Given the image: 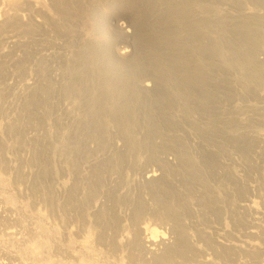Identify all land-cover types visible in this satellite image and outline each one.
Segmentation results:
<instances>
[{"label": "rangeland", "instance_id": "obj_1", "mask_svg": "<svg viewBox=\"0 0 264 264\" xmlns=\"http://www.w3.org/2000/svg\"><path fill=\"white\" fill-rule=\"evenodd\" d=\"M23 1L24 5L20 3L7 7L5 6L6 3L0 0V55L3 56L2 58L0 56V79L3 80V82L0 80V262L8 264H15L16 261H18L16 264H264V0ZM163 1L167 3L165 4ZM160 3L162 4L160 5ZM151 7L156 9H151ZM159 7L164 10H160ZM144 11L145 13H143ZM153 11L157 12L154 13ZM167 13L168 15H166ZM129 19H133L134 23H137V29L141 30L140 33L142 32L141 35L139 34V38L136 37L138 33L135 35L136 48H139L134 53L136 56L132 52L120 53L122 49H119L122 46L129 47L131 44L132 33H126V28L123 27ZM161 23H164L163 28ZM145 24L149 25L150 29L146 28L147 25ZM164 25L168 28L165 27V29ZM121 30L124 33H120ZM183 31L190 32L191 36L189 37L187 33L183 34ZM231 32L232 35L230 36ZM167 34L170 39L169 36H165ZM173 35L174 37H172ZM177 35H180L181 38L177 39ZM245 35L249 40L248 38L245 39ZM201 37L205 38L202 40ZM173 39L175 42H171ZM182 39L186 40V43ZM8 40L9 42H7ZM137 40L147 44H138ZM168 40L170 41L168 42ZM179 40L183 46L189 45L183 47ZM236 41L237 43L240 41L239 45L235 43ZM161 42L164 44H160ZM226 42L229 43V46ZM61 43L62 45H59ZM86 46L90 49L88 53H92L91 55L87 54L88 58L92 59L87 58L88 63L83 58L86 54L84 53L85 50L88 49ZM175 46H178L177 49ZM191 46L194 48L192 47V49ZM226 47H230L228 48L230 49L229 52H227ZM80 49L83 53L79 51ZM99 49L101 50L99 51ZM67 50L68 52H66ZM71 50L73 51L72 58L76 57L77 61L82 58L83 63L80 61V64H86V69L91 70L90 72L94 71V76L98 75V79L102 81L100 90L102 97L98 101L96 100L97 102H94L93 98L90 99L82 90L83 88L81 91L79 89L80 92L77 91V88H75L77 90L74 89L76 93L78 92L76 96L81 97L82 101L87 100L85 102L90 103L88 115L93 113L91 116L94 119V122L90 123V128L97 130L90 133H96L99 137L97 147L90 145L89 142L85 144L87 137H81L79 129L84 127L85 122L80 113L74 112L73 115L70 110L65 111L66 113L62 110L58 111V106L54 105L56 101L54 103V100L52 102L50 101L52 99H48L51 94L49 91L54 86V72L58 68L56 63L60 61L64 65L67 64L68 61L65 63L64 56ZM107 51H112V53L108 54L110 52ZM146 51L149 58L144 55ZM174 51H178L177 54ZM181 51L187 54L181 53ZM243 51L248 55L244 54ZM154 52L156 55L153 54ZM208 53H212V57ZM172 54L173 57H170ZM162 55L164 58H160L163 57ZM52 56L54 58H49ZM154 56L159 61L155 60ZM240 56L244 58L242 57V59ZM97 57L103 59H99L100 62H98ZM207 58L209 62L211 61L210 63ZM53 60L57 62L55 63ZM146 60L150 62L145 63ZM198 60L201 65H199ZM92 61L93 65L90 63ZM134 62L140 64L135 63L134 65ZM151 62H153L152 65ZM89 64L93 68L96 66V69H91ZM154 64H157L156 68ZM181 64L185 65V69L182 66L183 70L179 68ZM100 66L102 68H99ZM212 67L213 69H211ZM167 68L171 71L169 72ZM99 69H101L99 72L96 71ZM126 69L127 72H125ZM132 69L135 71L136 69L140 71L143 69L141 72L145 73L146 71L150 76L155 75L152 79L160 80L159 82H164L168 86H172L175 82L186 84V88L181 85L179 92L174 91L177 92L176 94L164 86L171 96L174 94L173 96L177 99H181L180 104L175 106L176 109L179 108L174 110L176 114L174 111L165 112L160 117L161 119L159 117L151 118L148 122V118L138 117L137 119L135 112L133 113L134 105H139L136 98L130 99L126 104L127 106L124 102L120 106V101L118 103L110 97L112 87L119 79L123 82L127 80L126 84L128 85L129 82L131 83L132 80L139 77ZM102 70L104 73H101ZM130 70L136 75L131 73L132 76H130ZM9 71L15 73L11 72V74L13 73L11 75ZM159 72L161 73L158 78L164 76L162 79L156 78L158 76L156 74ZM191 72L193 73L191 74ZM202 72L205 75H201ZM36 74L38 78L40 77L36 84L37 88L29 90L30 92L25 90L26 79L28 82L30 76ZM104 74L105 79L109 80L110 78L112 81H108V83L106 79L105 82L107 83L105 84ZM182 74L183 76L179 78ZM81 75H84L82 77L85 78V74L81 72ZM116 75H118V80L115 79ZM168 77L173 79L169 81ZM211 80L212 82L214 80L213 84H211ZM187 81H189L188 84ZM171 82L173 83L171 84ZM104 84L111 87V90L106 88ZM126 87L129 89V86ZM195 87L196 89H194ZM105 89L106 92H104ZM189 91L190 93H187ZM192 91L194 92L192 93ZM30 93L31 95H29ZM198 93L200 99L203 98L205 102L199 99ZM181 95L182 98H180ZM195 96L197 97L195 98ZM183 97H187L188 99H184L194 103V106L190 105V108ZM210 97H213L214 101ZM39 103L40 105H38ZM93 103L96 104L94 106L95 112L94 108H91ZM181 105L182 107H180ZM195 108L196 110H193ZM212 108L215 113L212 112ZM189 109L192 110L189 111ZM187 110L188 113H186ZM103 111L104 113H102ZM113 113H119V115L115 114L114 116ZM72 116L84 123H78L77 119L76 121L72 120ZM201 116H203L202 119H200ZM61 118L63 121L60 120ZM141 120L146 123H142ZM155 120L158 121L153 122ZM71 121L73 122L72 126L68 125ZM117 122L119 123L117 124ZM199 123H201L200 126H203L196 127ZM203 123L208 124V126ZM190 125L195 129L192 130L193 127ZM141 126L148 130L149 136L147 135L146 145L154 144L153 146L162 147L163 154L158 157H162L166 161L165 164L167 162L178 163L180 155L187 156L184 159H186L188 169L185 171V178L181 180L182 183L184 181L180 185L181 187L169 183L172 179V171L175 173V168H166L164 176L167 175L168 178L163 177V181H167L164 185L161 186L158 181H153L144 188L143 185L137 186L139 188L136 185H131L129 180H125L123 174L119 178L112 174L116 171L112 161L117 156L108 152L109 141L105 137L106 131L111 128L112 133L120 132L117 135L118 138H113L114 146L118 143V145H123L122 139L125 135L127 136L125 140L129 144L127 143L125 149L132 153L131 160L133 163L135 162L134 164L150 161V163L154 162L152 164L157 163L159 158L145 157L147 155L142 149L145 140L137 137L141 135L132 134V131L141 128ZM209 127L210 129H208ZM197 128H201L200 131L204 130L203 132L206 134L204 139L207 142L210 141L211 144L216 145L214 152L217 151L219 154H215L217 155L215 158H218V163L215 166L221 163L220 170L221 172L223 170V181L215 180L213 182V178L210 177L211 171L217 172L218 168H206L207 165L202 164L197 157L198 151L195 152L194 148L190 146L192 140L195 139L194 134L196 135ZM212 132L214 134H211ZM188 134L190 135L188 136ZM207 135H210V138ZM160 139L165 140L160 141ZM165 141L166 143H164ZM195 141L197 140L195 139ZM170 144L172 145L170 146ZM130 145L141 146V150L137 151ZM254 146H257L259 150ZM233 148H237V153L234 152ZM100 150L102 151L100 152ZM133 150L137 154L133 153ZM175 150L177 153L174 152ZM196 153L197 155H195ZM190 156L192 159L188 160ZM231 158L236 160L233 161ZM212 165L213 163L209 164V166ZM256 182L258 183L255 185ZM257 185L260 190L257 189L256 191ZM10 230H15V233H8ZM151 230L158 236L169 237L167 241L170 242L167 249H162V253L155 254L154 257L143 254L141 245L136 242L139 241L137 240L138 237L143 236L145 231ZM126 240L131 242L128 249L119 248L120 242ZM7 257L10 259L7 260Z\"/></svg>", "mask_w": 264, "mask_h": 264}, {"label": "bare ground", "instance_id": "obj_2", "mask_svg": "<svg viewBox=\"0 0 264 264\" xmlns=\"http://www.w3.org/2000/svg\"><path fill=\"white\" fill-rule=\"evenodd\" d=\"M2 1H4L6 4H5V6H7V7H11V6H14V5H18V4H22V5H24V3H22V2H24L23 0H2ZM135 1V0H134ZM160 1V0H159ZM3 2V3H4ZM52 2H53V0H52ZM136 2V1H135ZM148 2V1H147ZM151 3V2H150ZM155 3V2H154ZM163 3H167L166 1L164 2L163 1ZM148 4V3H147ZM162 3H160V5H161ZM144 5V4H143ZM149 5V4H148ZM152 5V4H151ZM154 5V4H153ZM152 5V6H153ZM150 6V5H149ZM156 6V5H155ZM164 6V5H163ZM166 6H168V5H166ZM141 7V6H140ZM145 7H146V4H145ZM169 7V6H168ZM155 8V7H154ZM154 8H152L151 7V9H154ZM139 9H141V8H139ZM146 9V8H145ZM156 9V8H155ZM159 9L161 10L162 8H160L159 7ZM164 9H162V11H163ZM166 10V9H165ZM169 10V9H168ZM137 11H139V10H137ZM162 11H160V12H162ZM146 12H148V11H146ZM154 12V11H153ZM155 12H157V11H155ZM154 12V13H155ZM165 12V11H164ZM164 12H163V14H164ZM133 13H136V12H134L133 11ZM140 14L142 13V12H139ZM143 13H145V11L143 12ZM152 13V12H151ZM133 15V14H132ZM135 15V14H134ZM151 15V14H150ZM166 15H168V13L166 14ZM28 16H30V15H28ZM152 16V15H151ZM161 16H162V14H161ZM164 16H165V14H164ZM141 17V16H140ZM155 17V16H154ZM153 17V18H154ZM157 17V16H156ZM166 17V16H165ZM46 18V17H45ZM131 18V17H130ZM150 18V17H149ZM141 19H143L142 17H141ZM147 19V18H146ZM145 19V20H146ZM158 19V18H157ZM156 19V20H157ZM160 19V18H159ZM164 19H166V18H164ZM172 19H173V17H172ZM171 19V20H172ZM148 20V19H147ZM142 21V20H141ZM143 21H144V19H143ZM149 21V20H148ZM152 21H154V19H152ZM160 21V20H159ZM163 21V20H162ZM167 22H168V19L166 20ZM173 21V20H172ZM172 21H171V23H172ZM127 23H125L124 24V28H126L125 29V32L126 33H128V32H131L132 33V36H131V44L129 45V47L127 46V47H124V46H122V47H120L119 49H122V51H120V53H123V52H132V54H134L137 50H139V48L137 49L136 48V42H135V38L136 37H138L139 38V34L141 35V33H140V31H139V29H137V26H136V24L134 23V21H133V19H129L128 21H126ZM139 22V21H138ZM149 22H151V20L149 21ZM161 22V21H160ZM166 22V23H167ZM169 22H170V20H169ZM174 22H175V20H174ZM173 22V23H174ZM177 22V21H176ZM140 23V22H139ZM146 23V22H145ZM153 23H155V22H153ZM142 24V23H141ZM141 24H140V26H141ZM150 24V23H149ZM164 24V23H163ZM162 23H161V27H162V25H163ZM169 24V23H168ZM167 24V25H168ZM181 24H183V23H181ZM185 24H187V23H185ZM184 24V25H185ZM145 25H147V24H145ZM150 25H152V23L150 24ZM170 25V24H169ZM149 25H147V27L146 28H149L148 27ZM154 26V25H153ZM153 26H151V27H153ZM156 26V25H155ZM173 26V25H172ZM172 26H169V27H172ZM166 26L164 25V28H165ZM184 27V26H183ZM182 27V28H183ZM145 28V29H146ZM154 28V27H153ZM159 28H160V26H159ZM159 28H157V29H159ZM163 28V27H162ZM166 28H168V27H166ZM165 28V29H166ZM144 29V30H145ZM150 29V28H149ZM177 29V28H176ZM179 29V28H178ZM184 29V28H183ZM182 29V30H183ZM237 29V28H236ZM148 30V29H147ZM168 30V29H167ZM186 30V29H185ZM187 30H188V26H187ZM149 31V30H148ZM147 31V32H148ZM161 31V30H160ZM160 31H156V32H160ZM164 32H166L165 30H163ZM172 31H174V30H172ZM176 31V30H175ZM181 31V30H180ZM189 31V30H188ZM232 31V30H231ZM237 31H239V30H237ZM119 32V31H118ZM146 32V31H145ZM153 32V31H152ZM151 32V33H152ZM164 32H163V34H164ZM171 32V31H170ZM236 32V31H235ZM234 32V33H235ZM120 33H124V31H120ZM137 33H138V35H137ZM144 33V32H143ZM150 33V32H149ZM168 33V32H167ZM183 34H185V33H187V32H185V31H183L182 32ZM182 33H181V35H182ZM190 32H188L187 34H189ZM240 33H241V31H240ZM155 34H158V33H155ZM162 34V33H161ZM160 34V35H161ZM162 34V35H163ZM169 34V33H168ZM165 35V36H169V35ZM172 34H174L173 32H172ZM171 34V35H172ZM229 34V33H228ZM227 34V35H228ZM135 35H137L136 37H135ZM144 35V34H143ZM148 35V34H147ZM147 35H145V37L146 38H148L147 37ZM149 35H151V34H149ZM160 35H158V36H160ZM176 35V34H175ZM193 35V34H192ZM230 36L232 35V32H231V34H229ZM235 35H236V33H235ZM238 35H240L239 33H238ZM244 35V34H243ZM152 36V35H151ZM156 36V35H155ZM157 36V37H158ZM178 36V35H177ZM180 36V35H179ZM178 36V38L177 39H180L181 37H179ZM191 35L189 34V37H190ZM161 37V36H160ZM159 37V38H160ZM172 37H174V35L172 36ZM188 37V36H187ZM229 37V36H228ZM233 37V36H232ZM238 37V36H237ZM245 39H247L248 37H247V35H245ZM141 38H143V37H141ZM145 38V39H146ZM149 38H150V36H149ZM162 38V37H161ZM183 38V37H182ZM193 38H195L194 36H193ZM202 38V40L205 38V37H201ZM144 39V38H143ZM143 39H141L142 41H143ZM153 39V38H152ZM164 39V38H163ZM169 39H170V36H169ZM185 39H187L186 37H185ZM206 39H207V37H206ZM205 39V40H206ZM240 39V38H239ZM242 39V38H241ZM138 40H140V39H138ZM138 40H137V43L138 44H140L141 42H138ZM183 40V39H182ZM181 40V41H182ZM201 40V41H202ZM225 40V39H224ZM226 40H229V39H227L226 38ZM225 40V41H226ZM238 40V39H237ZM244 40V39H243ZM248 40H249V38H248ZM247 40V41H248ZM146 41H148L147 39H146ZM157 41V40H156ZM162 41H164V40H162ZM167 41V40H166ZM170 40H168V42H169ZM184 41V40H183ZM182 41V42H183ZM186 41V40H185ZM184 41V43H186ZM200 41V42H201ZM246 41V40H245ZM7 42H9V40L7 41ZM54 42V41H53ZM144 42H145V40H144ZM151 42V41H150ZM160 42V41H159ZM167 42V43H168ZM171 42H175L174 41V39H173V41H171ZM179 42H180V40H179ZM188 42V41H187ZM199 42V41H198ZM198 42H197V44H198ZM204 42V41H203ZM231 42V41H230ZM240 42V41H239ZM238 42V43H239ZM48 43H49V41H48ZM59 43V42H58ZM146 43V42H145ZM145 43H141V44H145ZM148 43H149V41H148ZM163 42H161L160 44H162ZM190 43V42H189ZM194 43H196L195 41H194ZM226 43H228V42H226ZM232 43V42H231ZM235 43H237V41L235 42ZM237 43V44H238ZM50 44H51V41H50ZM138 44H137V47H138ZM147 44V43H146ZM156 45H158V43H155ZM164 44V43H163ZM170 44V43H169ZM180 44H181V42H180ZM56 45V44H55ZM59 45H62V43L61 44H59ZM84 45V44H83ZM152 45V44H151ZM182 45V44H181ZM189 45V44H188ZM187 44L185 45V46H188ZM231 45V44H230ZM239 45V44H238ZM10 46V45H9ZM14 46V45H13ZM57 46V45H56ZM85 46V45H84ZM84 46H80V47H84ZM153 46V45H152ZM152 46H147V47H152ZM169 46V45H168ZM183 46V45H182ZM185 46H183V47H185ZM194 46H196V45H194ZM201 46V45H200ZM228 46H229V43H228ZM234 46V45H233ZM235 46H236V44H235ZM243 46H245V45H243ZM10 47H12V46H10ZM59 48H60V46H58ZM58 47H57V49H58ZM79 47V48H80ZM87 47V46H86ZM143 47V46H142ZM146 47V48H147ZM156 47H158V46H156ZM176 47H178V46H175V48ZM190 47V46H189ZM193 46H191V48H192ZM202 47V46H201ZM231 47H232V45H231ZM241 47V46H240ZM47 48V47H46ZM50 48V47H49ZM76 48H78V47H76ZM85 48V47H84ZM83 48V49H84ZM88 48V47H87ZM126 48V49H125ZM129 48V49H128ZM144 48V47H143ZM160 48V47H159ZM181 48V47H180ZM188 48V47H187ZM187 48H185V49H187ZM194 48V47H193ZM192 48V49H193ZM204 48V47H203ZM206 48H208V47H206ZM211 48V47H210ZM210 48H208V49H210ZM213 48V47H212ZM227 48V47H226ZM228 48H230V47H228ZM227 48V49H228ZM234 48V47H233ZM242 48V47H241ZM244 48V47H243ZM61 49V48H60ZM66 49V48H65ZM64 49V50H65ZM75 49V48H74ZM73 49V50H74ZM142 49V48H141ZM164 49H165V47H164ZM177 49V48H176ZM179 49V48H178ZM182 49V48H181ZM198 49V48H197ZM207 49V50H208ZM220 49H223V48H220ZM236 49H238V48H236ZM235 49V50H236ZM240 49V48H239ZM50 50V49H49ZM49 50H48V53H49ZM51 50H52V48H51ZM50 50V51H51ZM55 50V49H54ZM77 50V49H76ZM93 50V49H92ZM101 49H99V51H100ZM147 50H149V49H147ZM154 50V49H153ZM163 50V49H162ZM180 50V49H179ZM183 51H184V49H182ZM189 50V49H188ZM191 50V49H190ZM199 50H200V48H199ZM212 50V49H211ZM229 50L230 49H228V51L227 52H229ZM242 50V49H241ZM249 50V49H248ZM58 51V50H57ZM79 51H81L82 52V50L80 49ZM90 51V49L88 48V49H86L85 50V52L84 53H86L84 56H83V58H85L84 60L85 61H87L89 58H88V55L87 54H92V53H88ZM155 51V50H154ZM170 51V50H169ZM186 51V50H185ZM201 51V50H200ZM199 51V52H200ZM210 51V50H209ZM214 51V50H213ZM220 51H222V50H220ZM224 51V50H223ZM237 51V50H236ZM46 52H47V50H46ZM45 52V53H46ZM60 52V51H59ZM65 52V51H64ZM66 52H68V50L66 51ZM76 52V51H75ZM74 52V53H75ZM95 52V51H94ZM107 52H110V51H107ZM107 52H106V55H107ZM143 52V51H142ZM145 52V51H144ZM150 52H151V49H150ZM173 52V51H172ZM171 52V53H172ZM175 52V51H174ZM178 52V51H177ZM177 52H175V54H177ZM188 52V51H187ZM204 52V51H203ZM210 52H212V51H210ZM234 52V51H233ZM239 52H240V50H239ZM51 53V52H50ZM63 53V52H62ZM78 53V52H77ZM80 53V52H79ZM83 53V52H82ZM96 53V52H95ZM100 53V52H99ZM112 53V51L110 52V53H108V54H111ZM152 53V52H151ZM170 53V54H171ZM181 53H184V52H182L181 51ZM181 53H179V54H181ZM190 53V52H189ZM205 53H206V51H205ZM226 53V52H225ZM230 53H231V51H230ZM241 53V52H240ZM243 53L244 54H247L248 55V53H245L244 51H243ZM242 53V54H243ZM47 54V53H46ZM70 54V55H69ZM76 54V53H75ZM100 54H102V53H100ZM99 54V55H100ZM142 55H143V53H141ZM140 54V55H141ZM154 55H156L155 54V52L153 53ZM184 54H187V53H184ZM195 54V53H194ZM200 54V53H199ZM202 54V53H201ZM209 55H211L210 53H208ZM234 54H235V52H234ZM239 54V53H238ZM53 55H55V54H53ZM62 55V54H61ZM60 55V56H61ZM73 51L71 50L68 54H66V56H64V58H65V63L68 61V63L67 64H63L62 62L60 63V61L59 62H57V61H55V60H53L57 65H56V67H58V68H56V72H54L55 74H54V86L53 87H51V91H49V92H51V94H50V96L48 97V99H52V100H50V101H52L53 102V100H54V103H55V101H56V104H54V105H57L58 106V111H60V110H62V111H72L73 112V115H74V112L75 113H80L83 117H84V122L81 120V122H83V123H81L80 121H78V118H76L77 119V121H78V123L80 122L81 124H83V126L84 127H82L81 129H79V131L81 132V137H85L86 138V142H85V144L87 143V142H89V144L90 145H94V147H97L98 146V144H99V137L96 135V133L95 134H91L90 132L91 131H94V132H96L97 130H91V126H90V123L93 121L94 122V119H92V114L89 116L88 114H89V109H88V106H89V102H85V101H87V100H84V101H82L83 99L81 98V97H79V96H76L77 95V93H76V91L75 90H77V91H79V89H80V91H81V88H83L82 90L83 91H85V93H86V95H88V97H90V99H92L93 98V101L94 102H97L99 99H100V97H102V92L100 91L101 90V85H102V81L100 80V79H98V75L97 76H94V74H95V72L93 71V72H90V71H88L87 69H86V67H85V65L86 64H82L83 62L81 61L82 60V58H81V60H78L77 61V58L75 59V58H72L73 56ZM80 55V54H79ZM79 55H78V57H79ZM81 55H83V54H81ZM94 55V54H93ZM98 55V54H97ZM98 55V56H99ZM135 55V54H134ZM144 55H147V51H146V54H144ZM149 55H151V54H149ZM208 55V56H209ZM213 55V54H212ZM212 55L210 56V57H212ZM228 55V54H227ZM227 55H225V56H227ZM1 56V55H0ZM49 56V55H48ZM136 56V55H135ZM138 56V55H137ZM163 56V55H162ZM166 56V55H165ZM174 56H176V55H174ZM207 56V57H208ZM3 56H1V58H2ZM57 57V56H56ZM59 57V56H58ZM90 57H92V56H90ZM96 57V56H95ZM104 57V56H103ZM147 57L149 58V56L147 55ZM155 57V56H154ZM168 57V56H167ZM166 57V58H167ZM170 57H173V54H172V56H170ZM185 57V56H184ZM238 57H239V55H238ZM243 56H240V58H242ZM246 57V56H245ZM6 58V57H5ZM49 58H54L53 56L52 57H49ZM72 58V59H71ZM88 58V59H87ZM147 58V59H148ZM156 58V57H155ZM160 58H164V56L163 57H160ZM159 58V59H160ZM165 58V59H166ZM195 58V57H194ZM203 58V57H202ZM205 58V57H204ZM214 58V57H213ZM212 58V59H213ZM244 58V57H243ZM242 58V59H243ZM10 59V58H9ZM8 59V60H9ZM47 59V58H46ZM79 59V58H78ZM91 59V58H90ZM89 59V60H90ZM97 59H98V57H97ZM97 59H95V60H97ZM100 59V58H99ZM98 59V60H99ZM101 59H103V58H101ZM100 59V60H101ZM137 59V58H136ZM135 59V60H136ZM141 59V58H140ZM144 59H145V57H144ZM144 59H143V61H144ZM158 58H156L155 60H157ZM168 59V58H167ZM172 59V58H171ZM191 59V58H190ZM196 59V58H195ZM194 59V60H195ZM208 59V58H207ZM234 59V58H233ZM4 60V59H3ZM10 60H12V59H10ZM9 60V61H10ZM60 60V59H59ZM92 60V59H91ZM97 60V61H98ZM100 60L98 61V62H100ZM149 60V59H148ZM153 60V59H152ZM161 60V59H160ZM199 60H201L200 58H199ZM199 60H198V63H199V65H201L200 64V62H199ZM214 60V59H213ZM80 61L82 62L81 64H80ZM137 61H139V60H137ZM157 61H159V60H157ZM168 61V60H167ZM181 61V60H180ZM179 61V62H180ZM207 61V60H206ZM45 62H47V61H45ZM142 62V61H141ZM146 62H148L147 60L145 61V63ZM150 62V61H149ZM148 62V63H149ZM169 62H170V60H169ZM174 62V65L176 64L175 63V60L173 61ZM172 62V63H173ZM177 62V61H176ZM178 62V63H179ZM194 62V61H193ZM208 62H209V59H208ZM211 62V61H210ZM209 62V63H210ZM215 62V61H214ZM29 63V62H28ZM86 63V62H85ZM87 63H88V61H87ZM91 64L93 63V61L92 62H90ZM102 63V62H101ZM135 63L136 62H134V65H135ZM139 63V62H138ZM138 63H136V64H138ZM152 63L153 62H151V65H152ZM164 63V62H163ZM167 63V62H166ZM186 63V62H185ZM188 63V62H187ZM196 63V62H195ZM212 63H213V61H212ZM9 64V63H8ZM11 64V63H10ZM14 64V63H13ZM16 64V63H15ZM49 64H51V63H49ZM91 64H89L90 65V67H91V69L93 68V66H91ZM140 64V63H139ZM144 64V63H143ZM165 64V63H164ZM18 65V64H17ZM68 65H71V66H68ZM88 65V64H87ZM93 65V64H92ZM101 65V64H100ZM150 65V64H149ZM148 65V66H149ZM156 65L157 64H154V66H155V68H156ZM160 65V64H159ZM177 65H179V64H177ZM186 65H188V64H186ZM190 66L192 65V64H189ZM195 65V64H194ZM193 65V66H194ZM198 65V64H197ZM14 66H16V65H14ZM23 66V65H22ZM49 66H51V65H49ZM138 66V65H137ZM143 66H145V65H143ZM166 66V65H165ZM171 66V65H170ZM176 66V65H175ZM181 66H182V68L185 66L184 64L182 65H180V67L179 68H181ZM196 66V65H195ZM32 67V66H31ZM95 68H93L94 70L96 69V66H94ZM125 67V66H124ZM151 67V66H150ZM161 67V66H160ZM159 67V68H160ZM169 67V66H168ZM189 67V66H188ZM10 68V67H9ZM30 68V67H29ZM88 68V67H87ZM99 68H102V66H100ZM142 68V67H141ZM140 68V69H141ZM145 68V67H144ZM143 68V69H144ZM153 68V67H152ZM164 68V67H163ZM173 68H175L174 66H173ZM181 68V69H182ZM197 68V67H196ZM98 69V68H97ZM120 69V68H119ZM142 69V70H143ZM148 69V67H147V65H146V70ZM162 69V68H161ZM165 69V68H164ZM168 69V68H167ZM180 69V70H181ZM184 69H185V67H184ZM188 69V68H187ZM211 69H213V67L211 68ZM9 70H11V69H9ZM30 70V69H29ZM35 70V69H34ZM101 69H99V70H96V71H100ZM104 70V69H103ZM103 70H102V72L101 73H104L103 72ZM115 70V69H114ZM133 70V69H132ZM141 70V71H142ZM154 70V69H153ZM169 70V69H168ZM179 70V69H178ZM183 70V69H182ZM192 70V69H191ZM202 70V69H201ZM107 71V70H106ZM116 71V70H115ZM128 70L126 69V71L125 72H127ZM136 72V74L135 73H132V72ZM133 71H131L130 70V76H132L131 75V73L132 74H135L136 76H139V77H137L135 80H132V82L130 83H128V85L126 84L127 83V80L125 81V82H123V81H121V79H117V76L118 75H116V78L115 79H117L118 81L115 83V85H114V87H112V90H111V87H108V86H105V84L108 82V81H112V80H110V78H109V80L107 79V82H105V74H104V82H105V84H104V86L107 88H110V90L112 91L110 94L112 95H110V97L114 100L115 99V101H117L118 103H119V101H120V106H121V104H122V102H124L125 103V106H127L126 104L128 103V101L131 99H135L136 98V100H138V103H137V101H136V103L137 104H139L138 106H136V105H134V107H133V113L137 116V119H138V117H140V118H142V119H146V118H148L147 120H148V122H149V120H151V118H154V119H156V118H160L163 114H165V112L166 113H171L172 111H174L177 107H175L176 105H178V104H180V102H181V99L179 100V99H177L175 96H173L174 94H176L174 91H178L179 90V88L180 87H182L181 85H184V84H182V83H179V82H175V83H173V82H171V84L173 83V85L172 86H168V85H166L164 82L163 83H161V82H159L158 80H154V79H152V77L153 76H155V75H148L147 73H146V71H145V73H143V72H141L139 69H136V71L135 70H133ZM149 71V70H148ZM152 71V70H151ZM154 71H157V70H154ZM153 71V72H154ZM167 71V70H166ZM165 71V72H166ZM171 70H169V72H170ZM193 71H194V69H193ZM198 71V70H197ZM7 72V71H6ZM5 72V73H6ZM11 72H14V71H11ZM11 72L9 71V73L11 74ZM18 72V71H17ZM17 72H16V74H17ZM39 72V71H38ZM80 72V74H78ZM81 72L83 73V74H85V78L84 77H82V76H84V75H81ZM182 72V71H181ZM186 72V71H185ZM200 72V71H199ZM203 72H204V70H203ZM202 72V73H203ZM8 73V74H9ZM15 73V72H14ZM25 73V72H24ZM107 73H108V71H107ZM111 73V72H110ZM129 73V72H128ZM161 72H159V73H157L156 75H158L156 78H158L159 77V74H160ZM193 72H191V74H192ZM3 74V73H2ZM13 74V73H12ZM11 74V75H12ZM31 74V73H30ZM96 74H98V73H96ZM109 74V73H108ZM117 74V73H116ZM181 74V73H180ZM194 74H196V72H194ZM200 74V73H199ZM198 74V75H199ZM7 75V74H6ZM5 75V76H6ZM127 75H129V74H127ZM165 75H167V74H165ZM169 75V74H168ZM167 75V76H168ZM171 75H172V73H171ZM173 75H175V74H173ZM177 75H179V74H177ZM201 75H205L204 73L203 74H201ZM1 76V75H0ZM14 76H15V74H14ZM18 76V75H17ZM21 76H22V74H21ZM30 76V75H29ZM121 76V75H120ZM135 76V77H136ZM162 76V75H161ZM183 76V74L182 75H180L179 76V78L180 77H182ZM186 76H187V74H186ZM191 76V75H190ZM16 77V76H15ZM31 78H29V81L27 82V79H26V81H25V86H24V88H25V90H27V91H29V90H33L34 88H37L36 87V84L38 83V79L40 78H38V76H37V74L36 75H31L30 76ZM99 77H101V76H99ZM115 77V76H114ZM124 77V76H123ZM126 77V76H125ZM124 77V78H125ZM134 77V76H133ZM151 77V78H150ZM164 77V76H163ZM163 77H161V78H158V79H162ZM178 77V76H177ZM187 77H189V75L187 76ZM4 78V77H3ZM13 78V77H12ZM17 78V77H16ZM19 78V77H18ZM103 78V77H102ZM101 78V79H102ZM119 78V77H118ZM122 78V77H121ZM130 78V77H129ZM132 78V77H131ZM155 78V77H154ZM169 78V77H168ZM167 78V79H168ZM176 78V77H175ZM184 78H185V76H184ZM195 78V77H194ZM201 78H203V77H201ZM112 79V78H111ZM171 79H173V78H169L168 80L169 81H171ZM177 79V78H176ZM175 79V80H176ZM182 79V78H181ZM192 79V78H191ZM191 79H190V82H192L191 81ZM198 79V78H197ZM217 79V78H216ZM0 80H2V79H0ZM9 80V79H8ZM130 80V79H129ZM183 80V79H182ZM189 80V79H188ZM200 80V79H199ZM202 80V79H201ZM200 80V81H201ZM207 80V79H206ZM11 81V80H10ZM9 81V82H10ZM20 81V80H19ZM113 81H114V79H113ZM116 81V80H115ZM163 81V80H162ZM168 81V82H169ZM185 81H186V79H185ZM2 82H3V80H2ZM5 82H6V80H5ZM9 82H7V83H9ZM27 82V83H26ZM42 82V81H41ZM103 82V83H104ZM188 82L189 81H187V84H188ZM197 82H199V81H197ZM203 82V81H202ZM210 82H212V80L210 81ZM213 82H214V80H213ZM213 82L211 83V84H213ZM109 83V82H108ZM194 83H196L195 82V80H194ZM200 83V82H199ZM3 84V83H2ZM10 84V83H9ZM40 84V83H39ZM111 84V83H110ZM170 84V83H169ZM206 84H208V83H206ZM0 85H1V83H0ZM7 85V84H6ZM14 85V84H13ZM17 85H19V83H17ZM22 85V84H21ZM41 85V84H40ZM44 85V84H43ZM186 85V84H185ZM184 85V86H185ZM190 85V84H189ZM20 86V85H19ZM38 86V85H37ZM66 86V87H65ZM110 86V85H109ZM126 86H129V89L126 87ZM164 86H167L166 87V89L168 88V89H171L173 92H174V94H172V96L170 95V93H168V91L167 90H165V88H164ZM193 86V85H192ZM219 86V85H218ZM16 87V86H15ZM43 87V86H42ZM124 87V88H123ZM187 87H188V85H187ZM191 87V86H190ZM221 87V86H220ZM3 88V87H2ZM75 88H77V89H75ZM126 88V89H125ZM164 88V89H163ZM185 88H186V86H185ZM200 88V87H199ZM202 88V87H201ZM203 88H204V86H203ZM210 88V87H209ZM212 88V87H211ZM20 89V88H19ZM75 89V90H74ZM190 90H191V88H189ZM194 89H196V87L194 88ZM208 89V88H207ZM216 89H217V87H216ZM21 90H22V88H21ZM35 90V89H34ZM50 90V89H49ZM193 90V89H192ZM198 90V89H197ZM209 90V89H208ZM37 91V90H36ZM41 91V90H40ZM44 91V90H43ZM42 91V92H43ZM79 91V92H80ZM103 91V90H102ZM107 90L105 89V91L104 92H106ZM109 91V90H108ZM180 91H183V90H181L180 89ZM30 92V91H29ZM48 92V93H49ZM110 92V91H109ZM108 92V93H109ZM173 92H171V93H173ZM179 92V91H178ZM194 91H192V93H193ZM195 92L197 93V91L195 90ZM207 92V91H206ZM211 92V91H210ZM220 92H221V90H220ZM23 93H24V91H23ZM26 93V92H25ZM32 93V92H31ZM31 93L29 94V95H31ZM37 93V92H36ZM40 93V92H39ZM46 93V92H45ZM44 93V94H45ZM186 93V92H185ZM187 93H190V91L189 92H187ZM195 93V94H196ZM209 93V92H208ZM207 93V94H208ZM213 93H214V91H213ZM218 93V92H217ZM217 93H215V94H217ZM20 94V93H19ZM28 94V93H27ZM47 94V93H46ZM81 94V93H80ZM104 94V93H103ZM107 94V93H106ZM201 94V93H200ZM219 94V93H218ZM25 95V94H24ZM34 95V94H33ZM39 95H41V94H39ZM43 95V94H42ZM85 95V94H84ZM108 95V94H107ZM187 95H189V94H187ZM198 95H199V93H198ZM197 95V96H198ZM206 95V94H205ZM205 95L203 96L202 95V97H205ZM220 95V94H219ZM20 96V95H19ZM18 96V97H19ZM27 96V95H26ZM197 96H195V98L197 97ZM207 96H209V95H207ZM216 96V95H215ZM218 96V95H217ZM34 97V96H33ZM46 97V96H45ZM44 97V98H45ZM190 97H193V96H190ZM219 97V96H218ZM21 98V97H20ZM24 98V97H23ZM30 98V97H29ZM34 98H36V97H34ZM33 98V99H34ZM38 98V97H37ZM36 98V99H37ZM41 98H43V97H41ZM104 98V97H103ZM107 98V97H106ZM180 98H182V95H181V97ZM184 98H187V97H183V99ZM194 98V97H193ZM209 98V97H208ZM210 98H212V100H213V97H210ZM221 98V97H220ZM226 98H228L227 96H226ZM226 98H224V99H226ZM38 99H40V98H38ZM86 99V98H85ZM188 99V98H187ZM187 99H184L185 100V102H186V104L187 105H189V107L191 108V106H194L192 103H190ZM199 99H200V95H199ZM218 99V98H217ZM229 99V98H228ZM21 100V99H20ZM40 100H42V99H40ZM97 100V101H96ZM201 100V99H200ZM207 100V99H206ZM34 101V100H33ZM195 101H196V99H195ZM199 101V100H198ZM197 101V102H198ZM202 102L204 101L205 102V100H203V98H202V100H201ZM200 101V102H201ZM214 101V100H213ZM220 101V100H219ZM223 101V100H222ZM225 101V100H224ZM42 102V101H41ZM40 102V103H41ZM100 102V101H99ZM106 102V101H105ZM108 102V101H107ZM134 102V101H133ZM199 102V104H201ZM40 103L38 104V105H40ZM117 103V106L119 105ZM206 103H207V101H206ZM205 103V104H206ZM210 103V102H209ZM47 104V103H46ZM49 104V103H48ZM52 104V103H51ZM50 104V105H51ZM111 104V103H110ZM116 104V103H115ZM196 104V103H195ZM208 104V103H207ZM212 104H213V102H212ZM211 104V106H214V105H212ZM215 104V103H214ZM38 105H36V106H38ZM96 105V104H95ZM94 103L92 104V109L94 108ZM100 106H101V104H99ZM191 105V106H190ZM197 105V104H196ZM203 105V104H202ZM209 105V104H208ZM221 105V104H220ZM219 105V106H220ZM49 106V105H48ZM52 106V105H51ZM111 106H113L112 104H111ZM125 106H124V108H125ZM200 106V105H199ZM198 106V107H199ZM205 106V105H204ZM130 107V106H129ZM180 107H182V105L180 106ZM218 107V106H217ZM38 108V107H37ZM187 108H188V106H187ZM194 108V107H193ZM205 108V107H204ZM210 108V107H209ZM214 108H216V107H214ZM49 109V108H48ZM47 109V110H48ZM52 109V108H51ZM50 109V110H51ZM179 109V108H178ZM178 109H176V110H178ZM181 109V108H180ZM198 109V108H197ZM207 109V108H206ZM218 109V108H217ZM55 110H57V109H55ZM54 110V111H55ZM94 110V112H95V108L93 109ZM97 110V109H96ZM130 110V109H129ZM186 110V109H185ZM192 109H189V111H191ZM193 110H196V108L195 109H193ZM200 110V109H199ZM208 111H209V109H207ZM107 111H108V109H107ZM181 111V110H180ZM179 111V112H180ZM188 110L186 111V113H188L189 112ZM198 111V110H197ZM202 111V110H201ZM211 111V110H210ZM214 111V109L212 108V112ZM52 112V111H51ZM96 112H98V111H96ZM99 112H100V110H99ZM123 112V111H122ZM176 111H174V114H176L175 113ZM211 112V113H212ZM50 113V112H49ZM56 113H58L57 111H56ZM66 113V112H65ZM65 113H64V115H65ZM69 113V112H68ZM71 113V112H70ZM102 113H104V111L102 112ZM126 113V112H125ZM182 113H183V111H182ZM193 113V112H192ZM202 113V112H201ZM204 113V112H203ZM214 113H215V111H214ZM63 114V113H62ZM98 114V113H97ZM115 114H118L119 115V113H113V115L115 116ZM122 114V113H121ZM120 114V115H121ZM124 114V113H123ZM122 114V115H123ZM127 114V113H126ZM194 114V113H193ZM192 114V115H193ZM206 114V113H205ZM58 115H60V114H58ZM121 115V116H122ZM186 115V114H185ZM185 115H183V116H185ZM208 115V114H207ZM62 116V115H61ZM96 116V115H95ZM123 116H125V117H127V115H123ZM176 116V115H175ZM177 116H178V112H177ZM188 116V115H187ZM187 116H185V117H187ZM190 116V115H189ZM194 116V115H193ZM197 116H198V114H197ZM215 116H216V114H215ZM215 116H214V118H215ZM50 117H52V116H50ZM56 117V116H55ZM63 117V116H62ZM73 117V116H72ZM71 117V118H72ZM81 117V116H80ZM89 117H91V118H89ZM111 117H113V116H111ZM118 117V116H117ZM130 117V116H129ZM166 117V116H165ZM168 117V116H167ZM171 117V116H170ZM180 117V116H179ZM195 117V116H194ZM202 117L203 116H201L200 117V119H202ZM60 118V117H59ZM58 118V119H59ZM93 118H95V117H93ZM190 118H191V116H190ZM206 118H208V117H206ZM63 118H61L60 120H62ZM66 119H67V117H66ZM76 119H75V117H73L72 118V120H74V121H76ZM113 120L115 119V118H112ZM111 119V120H112ZM121 119V118H120ZM161 119V118H160ZM174 119V118H173ZM183 119V118H182ZM181 119V120H182ZM187 119V118H186ZM192 119V118H191ZM190 119V120H191ZM195 119H196V117H195ZM209 119V118H208ZM210 119H211V117H210ZM213 119V118H212ZM102 120V119H101ZM123 120H124V118H123ZM146 120V121H147ZM163 120V119H162ZM166 120V119H165ZM176 120V119H175ZM180 120V119H179ZM193 120V119H192ZM197 120H198V117H197ZM205 120H207V119H205ZM215 120V119H214ZM63 121V120H62ZM69 121H70V119H69ZM125 121V120H124ZM127 121V120H126ZM142 121V120H141ZM156 121H158V120H155V121H153V122H156ZM168 121H171V120H169L168 119ZM200 121V120H199ZM99 122H100V120H99ZM120 122V121H119ZM119 122H117V124L119 123ZM128 122V121H127ZM140 122V121H139ZM139 122H138V126H139ZM143 122H145V121H142V123ZM153 122H152V124H153ZM165 122V121H164ZM173 122V121H172ZM178 122V121H177ZM195 122V121H194ZM193 122V123H194ZM206 122V121H205ZM209 122V121H208ZM211 122V121H210ZM209 122V123H210ZM213 122V121H212ZM64 123V122H63ZM62 123V124H63ZM101 123V122H100ZM135 123V122H134ZM134 123H133V125H134ZM141 123V124H142ZM146 123V122H145ZM167 123V122H166ZM171 123V122H170ZM173 123H175V122H173ZM172 123V124H173ZM184 123H186V122H184ZM192 123V124H193ZM196 123V122H195ZM67 124V123H66ZM66 124H65V127H66ZM72 124H73V122L71 121L68 125H71L72 126ZM76 124H77V122H76ZM89 124V125H88ZM95 124V123H94ZM99 124V123H98ZM116 124V123H115ZM114 124V126H116ZM168 124V123H167ZM203 124H205V123H203ZM79 125V124H78ZM96 125V124H95ZM135 125H137V124H135ZM143 125V124H142ZM146 125V124H145ZM144 125V126H145ZM151 125V124H150ZM165 125V124H164ZM178 125V124H177ZM176 125V126H177ZM182 125L184 126V124L182 123ZM188 125V124H187ZM186 125V126H187ZM193 125H195V124H193ZM201 125V123H199L196 127H202V126H200ZM61 126V125H60ZM82 126V125H81ZM153 126V125H152ZM151 126V127H152ZM155 126V125H154ZM190 126H192V125H190ZM205 126H208V124H205ZM211 126V125H210ZM213 126V125H212ZM93 127V126H92ZM163 127H165V126H163ZM169 127V126H168ZM185 127V126H184ZM183 127V128H184ZM193 127V126H192ZM192 127H190V128H192ZM68 128V127H67ZM79 128H80V125H79ZM111 128V127H110ZM118 128V127H117ZM122 128V127H121ZM178 128V127H177ZM186 128V127H185ZM188 128V127H187ZM212 128V127H211ZM71 129V128H70ZM78 129V128H77ZM94 129V128H93ZM193 129H195L194 127L192 128V130ZM198 129V128H197ZM199 129H201V128H199ZM195 130L196 131V135L194 134V138L197 140V141H195V139H193L192 140V145H190V146H192V148H194V151L196 152V150L198 151V159H200V161H201V163L202 164H205V165H207V166H205L206 168H214V167H217L218 168V171L216 172V171H211V178H213L212 180H213V182L215 181V180H217V181H220V180H224L223 178H224V174H223V170H222V172H221V163H219L217 166H215V164L216 163H218V158H215V157H217V155H215V154H219V152H214V150L216 149V145H214L213 143L211 144L210 143V141L209 142H207L204 138H206L205 136H206V134H205V132H203V131H200V130ZM203 129V128H202ZM208 129H210V127L208 128ZM65 130V129H64ZM76 130V129H75ZM99 130V129H98ZM106 130H107V128H106ZM110 130H112V128L110 129ZM106 131V135H105V137H107V139H108V141H109V151L108 152H111L113 155H115V156H117V157H115V158H113V161H112V163H113V165H114V167H116V171L115 172H111L112 174H114V175H116L117 177L116 178H119L122 174L124 175V177H125V180L127 179V180H129V182H130V184L131 185H136V187L137 186H139V185H143V188L145 187V186H148L150 183H152L153 181H158L160 184H161V186L162 185H164L167 181H163V177H165L164 176V173H165V171H166V168L167 169H174L175 168V173L172 171V179H171V181L169 182L170 184H177V185H182L183 183H184V181H183V183L181 182V180L183 179V178H185V171L188 169L187 168V163H186V159H184V157H185V155H180L178 158H179V160H178V163L177 162H175V163H168L167 162V164H165L166 163V161L164 160V159H162V157L161 158H159L158 156H160L161 154H163V152H162V147H156V145L155 146H153L154 144H152L151 146H149L148 144V146L146 145V139H147V135L149 136V134H148V130L145 128V127H143V126H141V128H139V129H135V131H132V134H137V135H141V136H137V137H139V138H141V139H143V140H145L144 142H143V146H142V149H143V151H144V153L147 155V156H145V157H151V156H153V157H157V159H158V161H157V163L156 164H152V163H154V162H152V163H150V162H145V163H143V164H134L133 162H132V160H131V152H129L128 150H126L125 148H126V145H128L129 143L128 142H126V138H127V136L125 135V134H123V135H125V137L122 139L123 140V145H118V144H116L115 146L113 145V138L114 139H116V138H118V134L120 133V132H118V131H116V133H112L111 131ZM178 130H180V129H178ZM184 130V129H183ZM191 130V129H190ZM77 131V130H76ZM78 131V132H79ZM103 131V130H102ZM113 131V130H112ZM149 131H151V130H149ZM163 131V130H162ZM188 131V130H187ZM208 131V130H207ZM67 132H69V131H67ZM66 132V133H67ZM79 132V133H80ZM100 132V131H99ZM127 132H129V131H127ZM137 132V133H136ZM194 132V131H193ZM208 132H211V131H208ZM103 133V132H102ZM104 133H105V131H104ZM153 133H155V132H153ZM153 133H152V135H153ZM160 133V132H159ZM158 133V134H159ZM170 133V132H169ZM175 133V132H174ZM192 133V132H191ZM69 134V133H68ZM90 134V135H89ZM151 134V133H150ZM161 134H162V132H161ZM167 134V133H166ZM187 134V133H186ZM193 134V133H192ZM209 134V133H208ZM211 134H214L213 132L211 133ZM73 135H74V133H73ZM77 135V134H76ZM152 135H151V137H152ZM163 135H165V134H163ZM168 135V134H167ZM190 134H188V136H189ZM79 136V135H78ZM102 136V135H101ZM104 136V135H103ZM102 136V137H103ZM155 136V135H154ZM187 136V135H186ZM208 136V135H207ZM101 137V138H102ZM132 137V136H131ZM191 137V136H190ZM193 137V136H192ZM209 138H210V135L208 136ZM212 137H213V135L211 136V139H212ZM84 138V139H85ZM133 138V137H132ZM153 138V137H152ZM154 138H156V137H154ZM162 138V137H161ZM165 138V137H164ZM167 138V137H166ZM170 138V137H169ZM168 138V139H169ZM83 139V138H82ZM138 139V138H137ZM157 139H158V135H157ZM156 139V140H157ZM79 140V139H78ZM105 140V139H104ZM103 140V141H104ZM165 140V139H164ZM164 140H161L160 139V141H164ZM208 140V139H207ZM119 141V140H118ZM117 141V142H118ZM129 141V140H128ZM142 141V140H141ZM166 141H167V139H166ZM166 141L164 142V143H166ZM170 141V140H169ZM213 141V140H212ZM115 142V141H114ZM156 142V141H155ZM189 142V141H188ZM191 142V141H190ZM259 142H260V144H261V141L259 140ZM100 143H103V142H100ZM106 143V142H105ZM128 143V144H127ZM163 142H162V144H164ZM255 143V142H254ZM264 143V142H263ZM83 144V143H82ZM107 144V143H106ZM142 144V143H141ZM256 144V143H255ZM84 145V144H83ZM135 145V144H134ZM139 145H140V143H139ZM138 145V146H139ZM169 145V144H168ZM172 144H170V146H171ZM253 145V144H252ZM251 145V146H252ZM263 145V144H262ZM262 145H261V147H262ZM86 146V145H85ZM88 146V145H87ZM124 146V147H123ZM131 147L133 146V145H130ZM129 146V147H130ZM158 146V145H157ZM165 146H167V145H165ZM189 146V147H190ZM134 148H135V150L137 149V151L138 150H141L140 148H141V146H139V147H135V146H133ZM164 147V146H163ZM173 147V146H172ZM239 147V146H238ZM254 147H257V146H254ZM107 148V147H106ZM107 148V149H108ZM174 148H176V147H174ZM191 148V149H192ZM241 148V147H240ZM240 148H239V150H240ZM259 148H260V145H259ZM97 149V148H96ZM105 149V148H104ZM104 149H102V150H104ZM129 149V148H128ZM234 149V152L235 153H237V148H233ZM262 149V148H261ZM102 150H100V152L102 151ZM135 150H133V153L135 152ZM177 150V149H176ZM174 151V152H176L177 153V151ZM181 150V149H180ZM255 150V149H254ZM257 150H259L258 149V147H257ZM125 151V152H124ZM130 151H132V148H130ZM183 151V150H182ZM190 151V150H189ZM241 151V150H240ZM250 151H251V149H250ZM97 152V151H96ZM123 152H124V154H123ZM185 152V151H184ZM183 152V153H184ZM242 152V151H241ZM136 154H137V152H135ZM139 153V152H138ZM153 153V154H152ZM169 153V152H168ZM170 153H171V151H170ZM193 153V152H192ZM261 153V152H260ZM104 154V153H103ZM106 154H107V152H106ZM111 154V155H112ZM124 155V157H121L122 155ZM144 154V155H145ZM174 154V153H173ZM187 154V153H186ZM250 154V153H249ZM264 154V153H263ZM97 155V154H96ZM110 155V154H109ZM188 155V154H187ZM195 155H197V153L195 154ZM194 155V156H195ZM222 155V154H221ZM234 155V154H233ZM137 156V155H136ZM164 156V155H163ZM174 156H175V154H174ZM191 156H193V155H191ZM191 156H190V158L188 159V160H190V159H192L191 158ZM255 156H256V154H255ZM114 157V156H113ZM134 157V156H133ZM148 157V158H149ZM165 157V156H164ZM176 157V158H177ZM187 157V156H186ZM185 157V158H186ZM188 157H189V155H188ZM196 157V156H195ZM194 157V158H195ZM196 157V158H197ZM225 157V156H224ZM98 158V157H97ZM106 158H109V157H107L106 156ZM148 158H147V160H148ZM175 158V157H174ZM175 158V159H176ZM229 158V157H228ZM252 158H254V157H252ZM99 159V158H98ZM155 159V158H154ZM157 159H155V160H157ZM221 159H222V157H221ZM230 159V158H229ZM229 159H228V161H229ZM264 159V158H263ZM95 160V159H94ZM139 160V159H138ZM138 160H137V162H138ZM171 160V159H170ZM231 160H233L232 158H231ZM234 160H236V159H234ZM233 160V161H234ZM239 160V159H238ZM241 160V159H240ZM260 160V159H259ZM261 160H262V158H261ZM135 161H136V159H135ZM196 161V160H195ZM107 162H110V161H108L107 160ZM139 162H140V160H139ZM169 162H171V161H169ZM194 162V161H193ZM240 162V161H239ZM142 163V162H141ZM196 163V162H195ZM213 163V165L212 166H209V164L211 165ZM176 164V165H175ZM198 164H199V162H198ZM109 165V164H108ZM111 165V164H110ZM105 166V165H104ZM112 166V165H111ZM114 169V168H113ZM170 171V170H169ZM169 173H171V172H169ZM169 173H167V174H169ZM187 175V174H186ZM169 176V175H168ZM166 177H167V175H166ZM165 177V178H166ZM187 177V176H186ZM168 178V177H167ZM126 180V181H127ZM186 180H187V178H186ZM159 183H158V185H159ZM186 183V182H185ZM258 182H256V183H254L255 185L257 184ZM228 184V183H227ZM255 185H254V187H255ZM260 185V184H259ZM150 186H152V185H150ZM227 186V185H226ZM141 187V186H140ZM157 187V186H156ZM181 187V186H180ZM257 188H255L256 189V191H257V189H259L260 190V188H258V185L256 186ZM134 188V187H133ZM137 188H139V187H137ZM142 188V187H141ZM254 189V190H255ZM258 190V191H259ZM256 191H255V193H256ZM154 192V191H153ZM260 192V191H259ZM10 223V222H9ZM8 233H15V230H10V231H8ZM169 239V237H166L165 235H162V236H158V235H156L155 233H154V231L153 230H151V231H148V232H144V234H143V236H139L138 237V239L137 240H139V241H136V242H138L140 245H141V252L143 253V254H149V255H151V256H153L154 257V255L155 254H158V253H162V249H167L168 247H169V243L170 242H168L167 240ZM131 243V242H130ZM130 243H129V241L128 240H126V241H124V242H120V244L118 245L119 246V248H125V249H128V247L130 246ZM179 243H181L180 241H179ZM132 245V244H131ZM134 248V247H133ZM131 249V248H130ZM172 254V253H171ZM9 257V256H8ZM8 257H7V260H9L8 259ZM13 258V257H12ZM14 259V258H13ZM13 259H12V261H13ZM14 260H16V259H14ZM14 262V261H13ZM18 261H16V263H17ZM15 263V262H14ZM15 263V264H16ZM0 264H8V263H5V262H0ZM19 264V263H18Z\"/></svg>", "mask_w": 264, "mask_h": 264}]
</instances>
